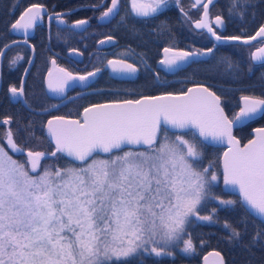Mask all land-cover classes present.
Segmentation results:
<instances>
[{
	"label": "snow or ice",
	"instance_id": "1",
	"mask_svg": "<svg viewBox=\"0 0 264 264\" xmlns=\"http://www.w3.org/2000/svg\"><path fill=\"white\" fill-rule=\"evenodd\" d=\"M213 4L214 0H195L192 7H203L200 19L193 22L196 29L207 30L221 44L247 45L264 38V24L247 38L222 35L217 29L224 26V17L216 15L213 27ZM130 5L132 15L147 18L166 8L168 0H130ZM254 6L253 0H229L228 11L243 16ZM119 7L120 0H110L99 19L119 15ZM44 12V5L32 4L11 23L10 30L27 35ZM54 15L60 24L65 23L64 14ZM88 23L78 19L71 27ZM113 40L106 36L99 43ZM17 43L0 46V57ZM215 47L203 52L165 47L159 63L173 71L191 57L213 53ZM21 59L17 53L9 59V67ZM251 61L264 65V46L251 52ZM107 63L114 73L134 75L139 70L124 59ZM220 63L226 73H237L231 59L223 57ZM52 64L62 75L53 78L49 70L47 87L58 94L72 86L70 82L84 84L101 71L73 75L56 67L55 60ZM23 85L21 78L20 87L9 86L8 92L13 100L29 106ZM240 101L239 111L229 118L221 97L198 85L178 95L92 104L83 109V121L54 116L42 125L46 136L40 139L54 145L51 151L23 148L9 129L8 147L27 159H13L0 145V264H143L144 257H173L177 251L192 254L195 247L188 229L197 221L219 222L215 215L219 206L238 205L244 211L238 221L244 231L223 223L229 242L242 239L249 217L262 222L255 226L250 244L264 239V127L253 129L255 137L243 146L233 135L235 127L264 118V96L242 95ZM10 121L6 117L2 123ZM23 131L26 141L37 139L31 121ZM209 143L228 145L218 167L216 160L204 163ZM220 169L225 188L238 192V200L223 199L215 191ZM213 202L217 206L201 214ZM210 255L224 264L219 252Z\"/></svg>",
	"mask_w": 264,
	"mask_h": 264
},
{
	"label": "flooded vegetation",
	"instance_id": "2",
	"mask_svg": "<svg viewBox=\"0 0 264 264\" xmlns=\"http://www.w3.org/2000/svg\"><path fill=\"white\" fill-rule=\"evenodd\" d=\"M203 2H207V0ZM40 4L45 6L46 12L42 13L43 18L33 27V31L24 36L14 34L10 30V40L6 42L19 41L20 43L12 45L11 49L26 48L29 55L16 85L13 84L15 65L22 63L23 59L9 67V59L17 54L12 53L8 57L6 67L3 68L7 55L2 58L0 67V136L9 130L10 123L13 127L17 125L19 114L24 116L27 113L29 115L33 113L31 106L25 107L21 102L13 103L8 92L9 86L20 87L21 78L31 57V48L34 51V62L35 48H46L51 57L47 71L43 75L40 95L35 97L31 94V97L38 103L36 105L38 109L34 114L45 116V122L50 117L63 116V114H72L78 119L83 109L92 104L119 102L126 99L135 100L142 96H157L167 93L179 94L198 85L208 87L221 97V106L230 118L239 111L242 95L264 96V65L251 61V52L264 46V38L259 37L247 45L241 43L221 44L215 41L207 30L194 27L193 22L200 19L203 7L202 5L192 7L193 0H179V2L168 0L166 8H162L160 12L147 18L132 15L130 0H120L119 15L106 20H101L99 17L105 11V5H110V0H102V2L101 0H41ZM92 5L100 6L94 8ZM228 5L229 0H217L210 6L213 27H215L214 17L216 15L224 17V26L217 29L222 35H239L247 38L250 35H255L259 27L264 24L263 15V22L256 28L243 30L240 27L242 26L240 21H238V29L230 28L227 14ZM55 13L64 14L62 16L65 20L64 24L58 22ZM184 13H187V16ZM121 17L124 19L122 20ZM244 18L245 16L238 14V20ZM78 19H88L89 23L81 28L71 27ZM164 20L171 22L174 27L169 31H163L162 22ZM106 36H112L114 40L100 44L99 41L105 39ZM24 40H27L28 43H23ZM214 44L216 47L213 49V53L206 56L200 55L198 59L191 60L175 71H169L159 65L165 47L189 52L196 50L203 52L207 48L213 47ZM11 49H8L6 53L8 54ZM69 52L74 53L70 56ZM223 57L231 59L237 65L238 74H229L224 71V66L220 63ZM110 59H124L128 63L136 65L139 70L134 75L114 73L107 63ZM52 60L56 61V67L63 68L73 75H86L97 68H100L101 71L94 77H89L87 82L81 84V87L80 85L65 87L64 93L59 94L60 97H50L45 89V76L51 68ZM250 65L251 71H249ZM26 77L23 85L24 91ZM241 77L243 80H239ZM246 79H249L250 82ZM30 103L34 105L33 100H30ZM58 104L61 105L50 113H37ZM6 117L11 118L8 125L2 123ZM255 120L250 121L254 123V128L263 127L258 126L260 124H258L257 118ZM29 121L32 122L33 119L30 118ZM200 263L201 259L198 264Z\"/></svg>",
	"mask_w": 264,
	"mask_h": 264
},
{
	"label": "trees",
	"instance_id": "3",
	"mask_svg": "<svg viewBox=\"0 0 264 264\" xmlns=\"http://www.w3.org/2000/svg\"><path fill=\"white\" fill-rule=\"evenodd\" d=\"M41 3V0H0V46L10 40V25L14 22L16 17L29 5ZM254 7L247 9L244 19L238 20V14H228V24L232 29H238V21L241 22L240 26L243 30H250L261 25L263 22L264 15V0H253ZM174 27L171 22L163 21L162 29L163 31H169L170 28ZM36 58L31 71L28 73L25 81V97L30 103L33 100V104L30 103L29 106L32 107L33 113L27 115H18L17 125L13 127L10 123L9 129L14 133L15 142L25 149H32L36 151H51L53 146L44 139V125L45 116L34 114L38 107V103L35 99L31 97V94L37 97L40 95L42 90V79L44 73L47 71L48 63L51 57L46 48H35ZM54 50V49H53ZM12 53H18L23 56V62L15 65V71L13 74L14 82L13 84H18L23 68L28 60V50L26 48H13L11 49L7 56L5 57L4 66L7 65V60L9 55ZM12 58V57H11ZM243 80V78H239ZM250 82L249 79H246ZM247 85V84H244ZM246 89V88H245ZM249 91V90H248ZM247 94V93H245ZM31 99H30V98ZM113 100V99H112ZM111 101V100H105ZM226 114V113H225ZM67 118H75L72 114H63ZM228 116V115H227ZM230 118V116H228ZM33 119L32 123L34 125L35 136L37 139H32L26 141V133L23 131V126L29 122V119ZM256 121V120H254ZM258 126H264V118H257ZM255 127L254 123L247 122L243 124L240 128L234 130V136L241 142L244 143L251 138V130ZM19 130V131H18ZM6 133L0 136V145H2L6 151L13 157V159L26 161V156L21 153H13L7 145ZM223 149L214 148L207 146L205 149V159L204 163L207 164L209 160H216L217 167L219 166V158L221 157ZM48 161H45L47 163ZM64 160L58 161L60 164H64ZM215 191L221 195L223 199H233L238 200L236 196L228 195L223 191L221 184V171L219 170V179L216 182ZM218 202H213L208 208H206L201 214H207L211 207L217 206ZM216 218L219 222H200L197 221L192 227L188 229L192 236L193 244L195 247V252L192 254L176 253L173 257H144L143 264H192L199 263L201 257L210 250H217L223 256L225 264H264V239H261L256 244H250V238L253 232L256 230L255 226L260 225L261 222L254 217H249L247 222L246 234L242 236L239 242L233 241L229 242L226 237L228 236V231L223 227L225 221L230 222L236 227H239L244 231V225L238 224V221L243 217L244 211L238 205L235 206H219L216 212ZM136 264V262H133Z\"/></svg>",
	"mask_w": 264,
	"mask_h": 264
},
{
	"label": "water",
	"instance_id": "4",
	"mask_svg": "<svg viewBox=\"0 0 264 264\" xmlns=\"http://www.w3.org/2000/svg\"><path fill=\"white\" fill-rule=\"evenodd\" d=\"M194 1V3H195V0H193ZM204 1V0H203ZM217 0H214V3L216 2ZM28 8V7H27ZM25 10V9H24ZM24 10H23V12H24ZM22 12V13H23ZM21 13V14H22ZM20 14V15H21ZM20 17V16H19ZM18 17V18H19ZM109 19V18H108ZM33 31V28L32 29H30L29 31H28V33H27V35H29L31 32ZM12 33H14V34H17V35H24V36H27V35H25V33L21 30V31H19V32H17V31H13L12 30ZM211 36V35H210ZM259 38V37H258ZM257 38V39H258ZM253 42V41H252ZM227 43H241V44H243L242 42H240V41H231V42H227ZM8 49H6L5 51H7ZM73 53L74 52H69L68 53V55H70V56H72L73 55ZM162 55H163V58H164V56H165V53L163 52L162 53ZM200 56H194V57H191L190 58V60H189V62L191 61V60H196V59H198ZM2 58L3 57H0V67H1V63H2ZM162 58V59H163ZM30 60H31V63H29L28 62V64H27V66H26V69H28V71L30 70V68L32 67V65H33V62H34V51H33V49L31 48V57H30ZM159 65H161L160 63H159ZM183 65H185V64H183ZM161 66H163V65H161ZM50 70H52L53 71V78H56L57 76H61L62 74L61 73H58V72H56V70H55V68L53 67V64L51 65V68H50ZM27 71V72H28ZM173 71H175V70H173ZM49 72V71H48ZM48 72H47V74H46V76H45V89H46V92H47V94L50 96V97H60V95L58 94V93H53V92H51V91H49V89H48V87H47V81H48V79H49V77H48ZM26 74L27 73H25V71H24V74H23V76H22V78H23V80H25V77H26ZM70 84L72 85V86H74V85H80V87H81V83L79 82V81H75V82H70ZM20 85H21V83H20ZM72 86H66V88H69V87H72ZM194 87H196V86H194ZM194 87H191V88H194ZM187 91V90H186ZM185 91V92H186ZM180 94V93H179ZM162 95H165V94H162ZM174 95H178V94H174ZM157 96H159V95H157ZM10 97H11V94H10ZM140 99V98H139ZM11 101L13 102V103H16L17 101H15V100H13L12 98H11ZM108 103H111V102H108ZM21 104L23 105V106H25L26 107V105L21 101ZM61 104H58V105H56L55 107H51V108H48L47 109V111H44V110H41V111H38L37 113L38 114H47V113H50L51 111H53V110H55V109H57L59 106H60ZM222 107V106H221ZM29 109V108H28ZM30 110V109H29ZM53 117H50V118H48L47 120H46V122H45V124L44 125H46V123H47V121L49 120V119H52ZM66 119H77V118H67V117H65ZM79 120H81V121H83V111H82V113H81V115H80V117L78 118ZM242 125H239V126H237V127H235L234 129H233V135H234V130L235 129H237V128H239V127H241ZM264 127V126H263ZM256 128H259V127H256ZM255 129V128H254ZM171 131V130H170ZM44 134H45V136H46V128H44ZM250 134H251V138L250 139H253L254 137H255V132L252 130L251 132H250ZM249 139V140H250ZM249 140H247L246 142H244V143H241V146H243V145H245V144H247V142L249 141ZM51 144V143H50ZM52 146H53V148H54V145L53 144H51ZM207 146H209V147H214V148H222L223 149V151H222V154H223V152L224 151H226L227 150V148H228V145L225 143V144H213V143H209ZM222 154H221V156H222ZM26 156V155H25ZM27 158V157H26ZM220 171H221V184H222V188H223V191L226 193V194H228V195H233V196H236L237 198H239V193L238 192H233V191H231L230 189H228V188H225V186H224V184H223V177H222V169H220ZM255 218V217H254ZM255 219H257L258 221H260L259 220V218H255ZM261 222V221H260ZM262 223V222H261ZM213 252H218L217 250H210V251H208V252H206L202 257H201V263L200 264H218V261H219V258L218 257H216V256H213V255H210V253H213ZM220 253V252H219ZM205 257H207V262H205ZM220 258H222L223 259V261H224V258H223V256L220 254ZM224 264H225V261H224Z\"/></svg>",
	"mask_w": 264,
	"mask_h": 264
},
{
	"label": "rangeland",
	"instance_id": "5",
	"mask_svg": "<svg viewBox=\"0 0 264 264\" xmlns=\"http://www.w3.org/2000/svg\"><path fill=\"white\" fill-rule=\"evenodd\" d=\"M182 246V245H181ZM179 251H177L176 253H178ZM160 258H164V257H160Z\"/></svg>",
	"mask_w": 264,
	"mask_h": 264
}]
</instances>
